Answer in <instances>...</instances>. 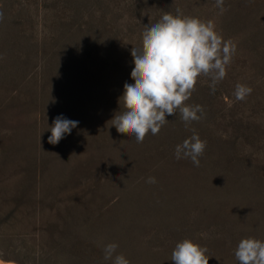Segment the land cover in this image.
<instances>
[{
	"label": "rangeland",
	"instance_id": "374dc122",
	"mask_svg": "<svg viewBox=\"0 0 264 264\" xmlns=\"http://www.w3.org/2000/svg\"><path fill=\"white\" fill-rule=\"evenodd\" d=\"M177 10L235 53L214 92L199 78L187 101L199 121L168 116L137 143L111 127L131 49ZM0 14L2 263L111 264L115 242L130 264H173L191 239L209 264H239L242 238L264 240V0H0ZM237 83L252 89L244 100ZM57 116L78 125L51 144ZM192 129L207 142L198 167L174 155Z\"/></svg>",
	"mask_w": 264,
	"mask_h": 264
},
{
	"label": "clouds",
	"instance_id": "9594fccd",
	"mask_svg": "<svg viewBox=\"0 0 264 264\" xmlns=\"http://www.w3.org/2000/svg\"><path fill=\"white\" fill-rule=\"evenodd\" d=\"M223 4L224 0H215V6L221 10ZM2 18L0 14V20ZM235 48L234 43L225 41L215 30L211 21L184 16L179 10L175 15L165 13L158 22L145 25L141 47L131 49L134 67L130 76L134 83L125 82L123 95L118 100L120 110L111 119V127L142 143L149 133L159 134L168 123V116L179 113L185 127L199 121L203 106L190 105L187 101L200 77H207L211 81L210 88L215 91L216 85L227 75ZM251 91L250 87L237 83L233 96L244 100ZM77 125L78 121L57 116L49 128L48 142L59 143ZM206 144L192 129V135L175 146V158L189 159L198 167ZM147 182L156 183V179L149 177ZM118 247L115 242L106 244L104 260L111 264H130L122 253L116 254ZM207 251L193 240L184 239L175 245L171 261L173 264H209ZM234 256L239 264H264V240L242 238Z\"/></svg>",
	"mask_w": 264,
	"mask_h": 264
},
{
	"label": "bare ground",
	"instance_id": "6f19581e",
	"mask_svg": "<svg viewBox=\"0 0 264 264\" xmlns=\"http://www.w3.org/2000/svg\"><path fill=\"white\" fill-rule=\"evenodd\" d=\"M0 264H5V263H2L1 260H0ZM10 264H13V263H10Z\"/></svg>",
	"mask_w": 264,
	"mask_h": 264
}]
</instances>
